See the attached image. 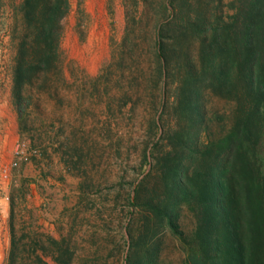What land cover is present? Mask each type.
Instances as JSON below:
<instances>
[{"label": "rangeland", "instance_id": "obj_1", "mask_svg": "<svg viewBox=\"0 0 264 264\" xmlns=\"http://www.w3.org/2000/svg\"><path fill=\"white\" fill-rule=\"evenodd\" d=\"M22 1L1 0L0 7V264H8L12 202L17 236L25 235L17 264H30L32 243L45 248L50 264H213L197 203L182 200L170 220L160 210L167 168L187 151L181 137L193 132L178 101L181 84L172 82L176 74L169 76L168 101H161L165 82L152 51L163 0H69L58 69L24 89L20 116L13 68ZM186 1L196 11L198 0ZM239 5L244 0H209L210 23H230ZM229 94L219 90L205 101L202 136L223 137L238 105L242 120L258 106L253 165L264 209V101L258 105L243 90L242 101ZM246 193L242 206L235 200L244 246ZM256 251H264V234Z\"/></svg>", "mask_w": 264, "mask_h": 264}, {"label": "trees", "instance_id": "obj_2", "mask_svg": "<svg viewBox=\"0 0 264 264\" xmlns=\"http://www.w3.org/2000/svg\"><path fill=\"white\" fill-rule=\"evenodd\" d=\"M199 1L196 11H192L186 7L190 4L186 0H163V17L153 25L155 73L166 86L161 88V101H168L169 76L176 74L172 82L181 84L178 101H183L184 111L189 113L187 123L193 128L191 134L181 137L187 151L177 165L167 168L168 197L160 210L162 218L170 220L182 200L197 203L202 242L212 253L213 264H264V251H256L264 234L261 177L253 165L258 106L242 120V106L238 105L237 118L223 137L204 141L202 136L204 103L213 93L224 89L234 101H242L243 90L258 105L264 101V0H244L233 20L223 26L218 20L210 23L209 0L201 10ZM68 10L69 0L22 1L13 68V97L20 116L24 89L34 85L36 75L58 69L60 20ZM233 185L237 188L236 199L227 204ZM244 190L247 246L238 236L235 206V200L240 199L242 206ZM17 230L12 202L8 264H17L19 241L25 237L23 233L17 236ZM29 238L37 241L31 234ZM47 256L45 248L33 243L28 248L30 264H50Z\"/></svg>", "mask_w": 264, "mask_h": 264}]
</instances>
